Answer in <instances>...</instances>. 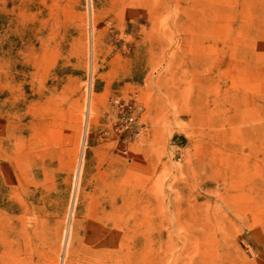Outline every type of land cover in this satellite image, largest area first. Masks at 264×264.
Wrapping results in <instances>:
<instances>
[{"label":"rangeland","instance_id":"obj_1","mask_svg":"<svg viewBox=\"0 0 264 264\" xmlns=\"http://www.w3.org/2000/svg\"><path fill=\"white\" fill-rule=\"evenodd\" d=\"M0 264H264V0H0Z\"/></svg>","mask_w":264,"mask_h":264}]
</instances>
